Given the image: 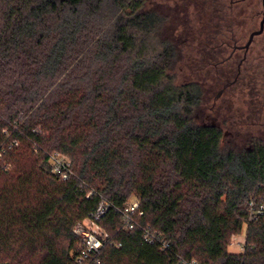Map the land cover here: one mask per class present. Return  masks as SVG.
I'll return each mask as SVG.
<instances>
[{"label":"trees","instance_id":"16d2710c","mask_svg":"<svg viewBox=\"0 0 264 264\" xmlns=\"http://www.w3.org/2000/svg\"><path fill=\"white\" fill-rule=\"evenodd\" d=\"M188 1L229 68L257 0ZM146 2L0 0V264H80L74 227L101 203L110 237L89 264H264V212L250 220L249 205L264 203V141L224 150L221 128L197 122L203 87L174 83L169 16ZM260 36L244 81L245 66H264ZM55 152L71 160L67 179L47 166ZM133 202L144 213L126 231ZM246 223L245 250L229 252Z\"/></svg>","mask_w":264,"mask_h":264},{"label":"rangeland","instance_id":"374dc122","mask_svg":"<svg viewBox=\"0 0 264 264\" xmlns=\"http://www.w3.org/2000/svg\"><path fill=\"white\" fill-rule=\"evenodd\" d=\"M257 5L259 9L263 8L261 0H257ZM146 8L161 9L169 16L162 36L168 38L176 48V57L170 69L174 83L182 85L193 81L203 87L202 106L195 113L197 122L221 128L224 150L249 148L255 137L264 141V86L260 84L257 87V79L253 83L247 78L246 83L235 84L217 97L221 87L212 78V68L206 65L208 54L204 33L208 24L201 13L202 7L188 0H147ZM243 15H248V12ZM237 20L240 22L242 18L238 17ZM259 21L260 18L258 24H239V34L249 38L253 28H259ZM263 42L264 36H260L255 43L254 54L260 53ZM246 228L247 225H244L241 233L233 236L228 246L229 252L243 251Z\"/></svg>","mask_w":264,"mask_h":264},{"label":"built area","instance_id":"2783aa9c","mask_svg":"<svg viewBox=\"0 0 264 264\" xmlns=\"http://www.w3.org/2000/svg\"><path fill=\"white\" fill-rule=\"evenodd\" d=\"M48 168L53 173H58L63 179H67L72 175L71 160L64 154L55 152L50 156L48 162ZM251 208L250 220L256 219L261 213L264 212V203L256 206L253 200L249 203ZM137 202L127 204L123 208L124 224L123 227L126 231L132 230L135 225V214L142 215L144 212L138 209ZM107 205L101 203L97 210L91 217L78 222L74 227L75 234L81 239L82 249L76 257V262L80 264H89L88 260L95 258L101 249L106 245L109 240V233L99 224L98 220L106 213ZM247 225V223H246ZM145 239L147 241H153L154 234L150 231H146ZM169 244L165 243L162 248H167ZM245 250V240L243 242V251ZM101 260L97 259L96 264H100ZM179 264H199L196 260H184Z\"/></svg>","mask_w":264,"mask_h":264},{"label":"flooded vegetation","instance_id":"af4514ba","mask_svg":"<svg viewBox=\"0 0 264 264\" xmlns=\"http://www.w3.org/2000/svg\"><path fill=\"white\" fill-rule=\"evenodd\" d=\"M233 1H235V0H233ZM263 13H264V9L262 8V13H261L260 21H259V27H260V23H261V20L263 17ZM254 30H256V29H254ZM254 30H252V31H254ZM251 32H250V34H251ZM250 34H249V36H250ZM253 41H254V39H253ZM252 42H251V44H252ZM244 44L234 45L232 52L229 54V57L234 56V54H236V51H241V53L236 55V58H235L236 62L234 64L232 63L229 68H227L226 64L224 63L225 57H220L222 55V48L221 47H216V46H212L211 44H209L208 48H205V50L208 54L206 65L209 68H212V72H213L212 78L214 79L216 84L221 87V89L217 93V97L220 96L222 92H224L228 88L232 87L233 85L239 84V82L244 81L243 76H242V72L246 71V70H244L242 66H243L244 61L248 60V54H249L250 47H251V44L249 45L248 48L239 47V46H242ZM245 68H247V71H251V75L246 74V77L251 78V80L254 83V81L258 75V71L261 70L262 68L264 69V66H261L258 63V61H254V62H251L249 65L245 66ZM227 70L230 72L229 74H226ZM208 71H210V70H208ZM227 75H229L230 77L229 76L227 77ZM244 82L246 83V81H244Z\"/></svg>","mask_w":264,"mask_h":264},{"label":"water","instance_id":"95a60500","mask_svg":"<svg viewBox=\"0 0 264 264\" xmlns=\"http://www.w3.org/2000/svg\"><path fill=\"white\" fill-rule=\"evenodd\" d=\"M262 6H263V9H264V0H262ZM264 30V13H263V17H262V20H261V23H260V27L254 31L251 32L250 36H249V39L248 41L242 45V46H239V47H243V48H248L249 45L251 44V42L253 41L254 37L256 35H259L263 32Z\"/></svg>","mask_w":264,"mask_h":264}]
</instances>
